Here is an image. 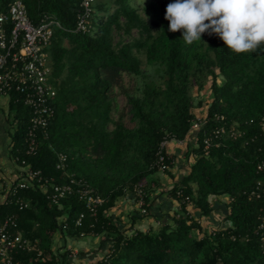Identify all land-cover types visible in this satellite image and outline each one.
Returning a JSON list of instances; mask_svg holds the SVG:
<instances>
[{"label": "trees", "instance_id": "16d2710c", "mask_svg": "<svg viewBox=\"0 0 264 264\" xmlns=\"http://www.w3.org/2000/svg\"><path fill=\"white\" fill-rule=\"evenodd\" d=\"M13 1L0 0V11H6ZM22 1L34 25L55 19L62 28L54 27L49 48L58 90L55 118L47 136L40 135L37 155L25 156L31 115L22 102L14 103L13 96V159L21 157L44 178L62 184L64 175L56 165L58 155L64 153L69 158L67 172L86 182L104 203L95 216L78 195L55 206L36 184L21 192L30 203L28 209L0 205V227L7 217L15 216L18 231L39 241L34 255L21 259L54 264V237L63 234L76 238L105 235L111 248L96 264H264V233L259 229L264 194L261 198L249 196L258 181L264 183V172L258 169L264 160V49L234 55L221 39L207 33L202 40L185 44L182 30L168 31L166 8L174 0H95L87 33H72L82 13V0ZM194 90L197 95L208 91L211 101L207 124L197 131L196 161L169 192L180 203L181 213L158 230L128 236L108 213L139 187L145 193L146 216L149 214L147 179L159 172L151 167L167 136L185 141L192 131V123L198 119ZM118 94L127 99L130 125L126 112L115 118ZM225 125L236 126L242 135L222 139L218 146L204 151L203 137ZM172 165L171 157L165 173ZM213 196L230 198L226 216L230 227L209 235L187 214V206L210 217ZM82 213L86 214L83 224L76 227Z\"/></svg>", "mask_w": 264, "mask_h": 264}, {"label": "built area", "instance_id": "2783aa9c", "mask_svg": "<svg viewBox=\"0 0 264 264\" xmlns=\"http://www.w3.org/2000/svg\"><path fill=\"white\" fill-rule=\"evenodd\" d=\"M95 0H82V13L78 16L77 25L72 33H87L89 31L90 18L93 13ZM54 27L62 28L55 19H49L36 26L30 20L28 11L22 0H14L6 11H0V98H13L15 102H22L28 108L31 118L25 135L24 155L32 157L39 151L40 135L47 136V129L55 118L56 110L54 100L57 97V87L52 77L49 48L54 36ZM217 120L224 121V117L217 116ZM207 124L206 116L192 123V130H202ZM242 134L236 126L228 125L215 128L203 137L204 151L218 146L222 139H236ZM183 143L174 137L167 136L160 145L157 160L152 169L165 172L166 163L171 160L168 153L170 143ZM21 157L15 162L22 168L20 181L4 187L0 192V205L12 204L20 211L29 208L21 192L28 191L37 184L42 189L47 200L53 205L59 206L61 202L72 196L78 195L91 212L97 213V208L102 206L104 199L96 196L91 187L84 181L78 180L74 174L67 172L69 158L66 154L58 155L57 170L63 172L65 182L59 184L55 178H44L40 171L32 170ZM259 171L264 172V160L259 163ZM137 205L142 215L147 214L145 193L139 187L134 192ZM264 194V183L258 181L249 193L251 198H261ZM190 198L186 201L190 202ZM190 205V204H189ZM86 214L82 213L75 226L81 227ZM63 229L69 228L65 219L62 220ZM19 223L15 216H9L0 227V264H34L24 262L21 256L34 255L38 249L39 241L33 240L18 231ZM259 229L264 233V217L261 219ZM215 230L210 234H215ZM85 237V236H81ZM34 260V259H33ZM35 262L39 261L36 257Z\"/></svg>", "mask_w": 264, "mask_h": 264}, {"label": "crops", "instance_id": "0c3cea01", "mask_svg": "<svg viewBox=\"0 0 264 264\" xmlns=\"http://www.w3.org/2000/svg\"><path fill=\"white\" fill-rule=\"evenodd\" d=\"M203 92L209 99V92ZM203 92L200 94L202 95ZM11 100L12 98H0V192L7 185L18 182L22 178V168L14 161L11 153L12 136L15 132ZM201 101L205 102L202 106L199 105ZM207 102V99L197 98L194 111L198 119L206 116L209 103ZM197 135L198 132L192 130L183 143H170L168 153L173 158L170 172L159 171L147 179L150 203L147 216L140 213L136 195L133 192H128L108 213L113 224L126 235L131 236L136 231L158 230L162 224L169 223L173 216L181 213L180 203L171 197L169 192L190 173L196 161L197 156L193 151L198 148ZM209 202L213 209L210 217H203L200 211L194 209L192 205L187 206V214L199 221L206 233L230 227L226 221L230 198L213 196L210 197ZM142 216L146 217L142 218ZM107 240L105 235L76 238L58 234L54 237L52 247L56 256L54 264H96L110 251L111 243Z\"/></svg>", "mask_w": 264, "mask_h": 264}, {"label": "clouds", "instance_id": "9594fccd", "mask_svg": "<svg viewBox=\"0 0 264 264\" xmlns=\"http://www.w3.org/2000/svg\"><path fill=\"white\" fill-rule=\"evenodd\" d=\"M165 19L168 31L182 30L187 45L207 33L221 39L234 55L264 49V0H174Z\"/></svg>", "mask_w": 264, "mask_h": 264}, {"label": "rangeland", "instance_id": "374dc122", "mask_svg": "<svg viewBox=\"0 0 264 264\" xmlns=\"http://www.w3.org/2000/svg\"><path fill=\"white\" fill-rule=\"evenodd\" d=\"M140 57H141L142 61H145V58H144L143 55H140ZM143 66H144V68L146 69V65H145L144 63H143ZM222 80H223V79H221V77H220V78H219V81H222ZM126 81H127V83L131 84L130 87L134 85V83H130V79H129V78H127ZM205 89H208V88H205ZM195 90H196V89H195ZM195 90H194V92H193V96H195V97H194L195 105L197 104V99H195V98H204V99H207L208 102L211 101V99H210V94H209V99L205 97L206 94H205L204 92H203L202 95L200 94L199 97H198V95H197V93L195 92ZM203 91H204V90H203ZM116 100H117V105H118V111H116V113H115V118L119 117V115H121V114H123L124 112H126L125 120H126V122H128V124L130 125V118H131V116H130V114L128 113V102H127L126 97H125L124 95L118 94V97H117ZM204 101H205V100H204ZM208 102H207V103H208ZM207 103H206V104H207ZM27 109H28V108H27ZM200 110H201V109H200ZM28 111H29V110H28ZM209 220H211V219H209Z\"/></svg>", "mask_w": 264, "mask_h": 264}]
</instances>
